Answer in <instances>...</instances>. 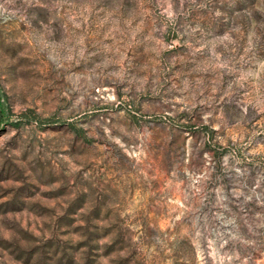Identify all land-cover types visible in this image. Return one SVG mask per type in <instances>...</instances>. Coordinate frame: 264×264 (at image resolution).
Returning a JSON list of instances; mask_svg holds the SVG:
<instances>
[{
    "label": "rangeland",
    "instance_id": "obj_1",
    "mask_svg": "<svg viewBox=\"0 0 264 264\" xmlns=\"http://www.w3.org/2000/svg\"><path fill=\"white\" fill-rule=\"evenodd\" d=\"M0 264H264V0H0Z\"/></svg>",
    "mask_w": 264,
    "mask_h": 264
}]
</instances>
